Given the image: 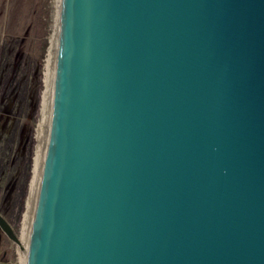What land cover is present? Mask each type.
<instances>
[{"label":"water","instance_id":"obj_1","mask_svg":"<svg viewBox=\"0 0 264 264\" xmlns=\"http://www.w3.org/2000/svg\"><path fill=\"white\" fill-rule=\"evenodd\" d=\"M57 2L22 264H264V0Z\"/></svg>","mask_w":264,"mask_h":264},{"label":"rangeland","instance_id":"obj_2","mask_svg":"<svg viewBox=\"0 0 264 264\" xmlns=\"http://www.w3.org/2000/svg\"><path fill=\"white\" fill-rule=\"evenodd\" d=\"M49 2L53 18L42 55L46 28L40 13L48 3L0 0V213L19 236L37 148L35 129L42 120L46 56L56 20V2ZM21 250L0 229V264L17 262Z\"/></svg>","mask_w":264,"mask_h":264},{"label":"bare ground","instance_id":"obj_3","mask_svg":"<svg viewBox=\"0 0 264 264\" xmlns=\"http://www.w3.org/2000/svg\"><path fill=\"white\" fill-rule=\"evenodd\" d=\"M56 2V8L58 9V2L57 0H55ZM53 33L52 35L50 36V40H49V47H48V52H47V56H46V78H45V91L42 95V97H46L47 95V88H46V84H47V79H48V70H49V65H50V58L53 56V53H54V50H55V47H56V41H57V30H56V20H55V24H54V28H53ZM45 60V59H44ZM42 104V103H41ZM41 116L42 117V105H41ZM43 126V117H42V120L38 123V126L37 128L35 129L36 132H37V139L39 137V134H40V128ZM34 157H33V166H32V169H31V180H30V184H29V190H30V194H28L29 196L27 201H26V205H27V209H28V206H29V200H30V197H31V194L33 192V188H34V185H35V182H36V179L39 177L38 175V161H37V148H36V152L34 153ZM27 209H26V212H27ZM26 212L24 214V217L23 220L24 221V229H23V237H22V241H21V248H22V245H23V241H24V231H25V227H26ZM22 254H23V248H22V251L20 253V256H19V262L22 264L21 260H22Z\"/></svg>","mask_w":264,"mask_h":264},{"label":"trees","instance_id":"obj_4","mask_svg":"<svg viewBox=\"0 0 264 264\" xmlns=\"http://www.w3.org/2000/svg\"><path fill=\"white\" fill-rule=\"evenodd\" d=\"M43 2L48 3V7L44 10L41 9V17H42V21L44 24L45 29V35L41 38L42 39V55L45 53L46 51V47H47V35L50 33V23L52 22V18H53V7L51 6V2H49V0H43ZM38 21L40 22V18H38ZM33 166V165H32ZM15 234H17V232L15 231ZM19 234H17L18 236Z\"/></svg>","mask_w":264,"mask_h":264},{"label":"built area","instance_id":"obj_5","mask_svg":"<svg viewBox=\"0 0 264 264\" xmlns=\"http://www.w3.org/2000/svg\"><path fill=\"white\" fill-rule=\"evenodd\" d=\"M23 220H25V219H23ZM23 229H24V221L22 222V228H21V232H20V236L18 235V238H19V242H20V244H18L20 247H21V241H22V237H23ZM17 245V246H18ZM22 251V250H21ZM18 256H20V255H18ZM14 264H21L20 262H19V257H18V259H17V262H15Z\"/></svg>","mask_w":264,"mask_h":264}]
</instances>
